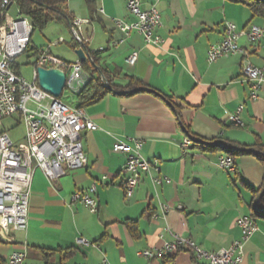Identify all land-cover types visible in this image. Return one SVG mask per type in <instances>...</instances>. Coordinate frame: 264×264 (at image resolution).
Wrapping results in <instances>:
<instances>
[{
	"label": "crops",
	"instance_id": "crops-1",
	"mask_svg": "<svg viewBox=\"0 0 264 264\" xmlns=\"http://www.w3.org/2000/svg\"><path fill=\"white\" fill-rule=\"evenodd\" d=\"M140 2L143 10L154 5L160 15L155 34L164 42L159 47L146 46L135 32L124 38L115 26L114 20L132 21L125 0H67L70 18L89 20L83 28L89 39L86 49L97 54L102 70L111 76L119 73L112 81L119 92L84 108L98 128L81 133L85 168L53 182L40 171L34 173L27 229L14 233L13 243L0 241V261L5 264L13 251L24 247L23 264H206L183 251L165 260H146L138 253L160 248L172 235L189 238L208 252L226 249L241 239L236 220L247 216L258 230L244 244L241 264H264V218L252 217L264 189L263 165L252 155L239 156L236 171L227 172L216 166L219 152H201L192 143L185 150L180 147L186 133L203 142L251 147L258 140L264 145V83L259 98L249 101L240 56L206 60L208 48L223 39L224 25L230 22L241 34L239 44L251 63L264 72V48L243 35L251 25L264 26V21L251 19L249 9L234 0ZM133 52L138 56L129 65ZM123 76L141 81L168 102L146 92L120 93L126 86ZM242 104L243 126L236 127L226 116ZM133 139L143 142L146 160L158 162L160 171L152 170L151 178L170 183L155 186L145 178L125 199L121 170L127 155L114 153L112 147L115 142L131 145ZM93 182L96 213L70 202L74 192ZM159 203L171 209L163 215ZM126 221L135 222L134 232L124 226ZM42 249L56 253L45 261Z\"/></svg>",
	"mask_w": 264,
	"mask_h": 264
},
{
	"label": "built area",
	"instance_id": "built-area-1",
	"mask_svg": "<svg viewBox=\"0 0 264 264\" xmlns=\"http://www.w3.org/2000/svg\"><path fill=\"white\" fill-rule=\"evenodd\" d=\"M126 9L132 21L114 20L115 26L128 38L132 32L143 38L144 44L159 47L164 40L155 34L160 26V15L155 6L148 10L141 8L140 0H125ZM15 7L16 17L11 16L9 10ZM89 20L73 18L69 32L77 49L85 48L89 39L84 35V25ZM32 34V27L12 0H0V122L12 116H17L19 123L25 130L24 138L15 144L9 135L0 131V241L13 243V234L25 232L27 229V214L31 184L34 173L40 171L48 182L56 181L69 173L87 166V157L83 151L81 133L96 131L98 128L85 115L84 109L66 105L61 96L64 91L77 95L89 81L90 76L82 69L81 61L66 62L52 55L51 48L64 44L61 37L46 48L38 50L32 63L33 80L26 81L14 71L16 58L23 55ZM250 44H259L264 48V26L251 25L243 34ZM241 34L233 23L224 25L223 39L211 45L206 52V60L213 63L221 58L238 55L241 57V73L244 81L249 85V101L259 98L261 85L264 83V72L255 67L249 60L247 50L239 44ZM119 42H111L115 47ZM76 49V50H77ZM99 51H104L100 48ZM138 52H133L127 58L129 65H133ZM38 68L46 70L56 69L63 72L65 86L59 98H55L41 90L37 83ZM102 84H107L100 78ZM244 105H239L235 112L227 114V121L242 127L240 113ZM191 142L187 137L180 143L185 150ZM143 142L133 139L131 145L115 142L112 147L114 153H125L126 162L121 170L124 176V197L130 199L134 190L145 178H150L155 185L163 182L169 184L167 178H151V171L159 173L157 161H148L142 156ZM230 157L219 155L216 166L227 172L230 169ZM106 177L101 178V182ZM97 182L88 188L74 192L70 197L71 203H80L91 213H96L98 202L95 198ZM162 214H166L171 206L160 204ZM177 206V210H181ZM236 225L241 231V239L217 252H208L198 246L193 240L172 235L171 241H164L160 248L143 250L138 256L146 260H165L177 252H189L196 260L206 264H241L243 260L244 244L258 230L255 220L251 216L239 217ZM162 239V236H160ZM79 243H85L80 241ZM86 244V243H85ZM26 256L24 247L21 251H13L6 264H23ZM100 264H108L102 261Z\"/></svg>",
	"mask_w": 264,
	"mask_h": 264
},
{
	"label": "trees",
	"instance_id": "trees-1",
	"mask_svg": "<svg viewBox=\"0 0 264 264\" xmlns=\"http://www.w3.org/2000/svg\"><path fill=\"white\" fill-rule=\"evenodd\" d=\"M236 3H242L251 12V19H261L264 21V0H234ZM12 2L19 9L20 13L28 19L32 27V34L34 31H43L46 29L49 23L55 21L60 25L65 27H70L72 18L66 13L67 0H12ZM31 34V36H32ZM31 37L29 44L25 50V53L32 52L34 49L30 47ZM73 50L78 48V45L73 42L71 45ZM86 53L90 56V60H86L81 63L82 69L85 73L90 76L89 81L82 88V90L76 95V107L84 109L90 105H93L101 101L109 93L119 92L118 88L112 84V81L118 78L119 73L115 75H109L107 72L99 67V60L96 53L89 52L86 47L84 48ZM38 50L34 51L37 55ZM14 71L18 74V66L16 63L13 66ZM100 78L107 84H102ZM123 80L126 81V86L123 87L120 93L126 95H132L136 93L146 92L158 97L164 101L168 102V99L158 93L157 91L148 88L141 81L129 77L123 76ZM108 85L107 88H105ZM187 138L192 143V145L198 148L201 152H219L221 155H226L230 157L233 161L234 172L236 171L235 160L239 156L252 155L257 161H259L264 167V145L258 140L251 147L240 146L235 143H225L220 140H215L212 142H203L193 136L186 133ZM264 187V184H263ZM263 195L258 197V211H254L252 217L261 216L264 218V189L262 191ZM262 212V213H261ZM124 226L130 232L135 231V222L126 221ZM56 251H49L42 249V257L47 261ZM0 264H5L0 261Z\"/></svg>",
	"mask_w": 264,
	"mask_h": 264
},
{
	"label": "rangeland",
	"instance_id": "rangeland-1",
	"mask_svg": "<svg viewBox=\"0 0 264 264\" xmlns=\"http://www.w3.org/2000/svg\"><path fill=\"white\" fill-rule=\"evenodd\" d=\"M9 13L11 16L16 17L18 11L15 7H12L9 10ZM61 37L66 41V43L51 48L52 55L66 62H74L77 57L75 56L71 46L73 42L72 36L65 26L60 25L55 21L49 23L43 31L36 30L33 32L30 47H32L34 51L40 50L42 48H46L48 44L55 42ZM34 51L25 53L16 58V66H18L17 70L21 77L28 82L33 80L32 63L36 58ZM61 100L70 107L76 106L77 103L76 95L67 91L63 92ZM0 131L6 132L15 144L20 142L25 135L23 125L19 123L17 116H12L1 121Z\"/></svg>",
	"mask_w": 264,
	"mask_h": 264
},
{
	"label": "water",
	"instance_id": "water-1",
	"mask_svg": "<svg viewBox=\"0 0 264 264\" xmlns=\"http://www.w3.org/2000/svg\"><path fill=\"white\" fill-rule=\"evenodd\" d=\"M74 54L81 62L90 60V56L86 53L84 48L75 50ZM36 73L39 88L49 95L59 98L65 86V76L63 72L56 69L46 70L38 68ZM261 195H263V193H261ZM257 209H259L258 203L254 211H257Z\"/></svg>",
	"mask_w": 264,
	"mask_h": 264
},
{
	"label": "bare ground",
	"instance_id": "bare-ground-1",
	"mask_svg": "<svg viewBox=\"0 0 264 264\" xmlns=\"http://www.w3.org/2000/svg\"><path fill=\"white\" fill-rule=\"evenodd\" d=\"M259 69V68H258ZM105 85V84H104ZM108 87V85L106 86V88ZM230 169H231V172H233L234 171V166H233V161H232V159H230ZM257 211H258V209H257Z\"/></svg>",
	"mask_w": 264,
	"mask_h": 264
}]
</instances>
